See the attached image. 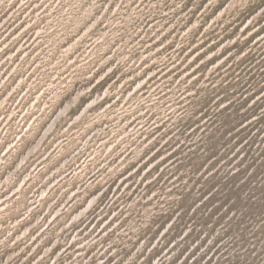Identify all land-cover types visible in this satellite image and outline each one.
Returning <instances> with one entry per match:
<instances>
[{"label":"rangeland","instance_id":"1","mask_svg":"<svg viewBox=\"0 0 264 264\" xmlns=\"http://www.w3.org/2000/svg\"><path fill=\"white\" fill-rule=\"evenodd\" d=\"M0 264H264V0H0Z\"/></svg>","mask_w":264,"mask_h":264}]
</instances>
